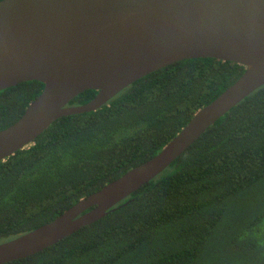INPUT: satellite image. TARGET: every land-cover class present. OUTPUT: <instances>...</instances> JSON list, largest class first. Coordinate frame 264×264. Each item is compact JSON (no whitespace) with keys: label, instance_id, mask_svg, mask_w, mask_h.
Instances as JSON below:
<instances>
[{"label":"trees","instance_id":"trees-1","mask_svg":"<svg viewBox=\"0 0 264 264\" xmlns=\"http://www.w3.org/2000/svg\"><path fill=\"white\" fill-rule=\"evenodd\" d=\"M244 72L212 59L179 62L96 112L56 121L0 162V244L53 222L155 158ZM44 88L28 82L0 92V132ZM97 94L87 91L69 106ZM9 264H264V86L105 218Z\"/></svg>","mask_w":264,"mask_h":264},{"label":"water","instance_id":"water-1","mask_svg":"<svg viewBox=\"0 0 264 264\" xmlns=\"http://www.w3.org/2000/svg\"><path fill=\"white\" fill-rule=\"evenodd\" d=\"M245 68L152 160L30 233L0 244V264L28 259L91 226L166 171L209 128L264 86V0H4L0 92L45 86L0 132V162L29 148L56 121L96 112L139 80L187 60ZM87 91L90 103L69 106Z\"/></svg>","mask_w":264,"mask_h":264}]
</instances>
